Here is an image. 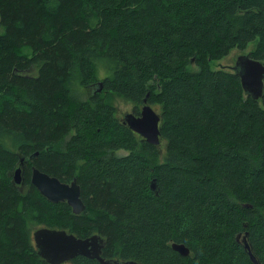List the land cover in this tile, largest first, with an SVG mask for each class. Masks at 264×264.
Wrapping results in <instances>:
<instances>
[{
	"label": "trees",
	"instance_id": "16d2710c",
	"mask_svg": "<svg viewBox=\"0 0 264 264\" xmlns=\"http://www.w3.org/2000/svg\"><path fill=\"white\" fill-rule=\"evenodd\" d=\"M0 26V264H50L41 226L100 234L103 258L139 264H255L246 238L264 264V94L211 66L251 42L264 63V0H0ZM111 94L136 114L149 94L165 145L122 123ZM21 157L76 177L84 209L48 200L27 166L17 185Z\"/></svg>",
	"mask_w": 264,
	"mask_h": 264
},
{
	"label": "water",
	"instance_id": "95a60500",
	"mask_svg": "<svg viewBox=\"0 0 264 264\" xmlns=\"http://www.w3.org/2000/svg\"><path fill=\"white\" fill-rule=\"evenodd\" d=\"M233 69L240 76L245 93L252 96L253 99L259 100L264 94V63L259 59L252 58L249 54H241L238 56ZM90 86L100 92L103 89V82L99 81ZM148 97L149 94L144 99L145 104L139 116L133 112H128L122 119L125 125L148 142L160 145L162 141L161 114L148 103ZM22 173L21 164L14 172L13 180L15 183L24 184ZM31 183L48 200L67 202L74 213H80L85 207L81 198V187L76 177L71 183L64 182L34 166L31 173ZM151 186L158 191L155 180L151 182ZM33 237L39 255L50 264H62L80 255L97 259L101 264H139L134 260L104 259L101 253L105 246V239L100 234L79 237L64 229L39 227L34 230ZM244 242L251 260L258 264V260L252 253L246 238H244ZM172 247L184 254L190 252V249L183 243L174 242Z\"/></svg>",
	"mask_w": 264,
	"mask_h": 264
},
{
	"label": "rangeland",
	"instance_id": "374dc122",
	"mask_svg": "<svg viewBox=\"0 0 264 264\" xmlns=\"http://www.w3.org/2000/svg\"><path fill=\"white\" fill-rule=\"evenodd\" d=\"M3 30H4L3 27L0 26V33ZM254 49H255V42L249 43L247 49L244 51L237 49V48L232 49L229 52V54H227L223 58L211 62V66L213 69H224V70L233 72L234 71L233 66L236 64L238 56L241 54L251 53ZM191 68H197V66L191 65ZM80 89L81 90L78 92L80 97H82V98H89L90 97L89 91L86 90V88L81 87ZM111 98H112V103L115 107L114 113L118 118H122L127 112L133 111L134 103L131 100H127V99H125L121 96H117L115 94H113L111 96ZM162 145H165L164 141L162 142ZM25 187H27V186H25ZM41 227H45V226H41ZM37 228H39V227L33 228V231L36 230ZM239 239L243 240V236L241 235L239 237Z\"/></svg>",
	"mask_w": 264,
	"mask_h": 264
},
{
	"label": "flooded vegetation",
	"instance_id": "af4514ba",
	"mask_svg": "<svg viewBox=\"0 0 264 264\" xmlns=\"http://www.w3.org/2000/svg\"><path fill=\"white\" fill-rule=\"evenodd\" d=\"M134 112V111H133ZM135 113V112H134ZM136 114V113H135ZM140 114H141V111H140ZM140 114H137L138 116L140 115ZM23 157H21L20 158V163H19V166L22 164V169H23V176H24V174H25V168H26V166L28 167V169H33V167L34 166H31L30 164H29V161L28 160H25L24 158H23V161H21V159H22ZM18 166V167H19ZM17 169V168H16ZM13 177H14V174H13ZM72 182V181H71ZM71 182H69V183H71ZM23 186V185H22ZM80 187H81V185H80ZM82 191V190H81ZM81 198H82V200H83V202H84V204H85V201H84V199H83V197L81 196ZM73 211V210H72ZM241 235H239L238 237H240ZM88 237V236H87ZM247 241V240H246ZM243 245H244V248H245V242L243 243ZM104 248V247H103ZM246 249V248H245ZM247 250V249H246ZM249 253V252H248ZM101 255L102 256H104L103 255V249H102V253H101ZM108 258H111V257H108ZM105 259V258H104ZM116 259V258H115ZM120 260H122V259H120ZM258 264H259V262H258Z\"/></svg>",
	"mask_w": 264,
	"mask_h": 264
}]
</instances>
